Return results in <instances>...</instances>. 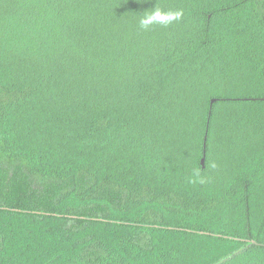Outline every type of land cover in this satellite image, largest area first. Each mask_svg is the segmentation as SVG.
I'll list each match as a JSON object with an SVG mask.
<instances>
[{"label":"trees","instance_id":"16d2710c","mask_svg":"<svg viewBox=\"0 0 264 264\" xmlns=\"http://www.w3.org/2000/svg\"><path fill=\"white\" fill-rule=\"evenodd\" d=\"M0 264H264V0H0Z\"/></svg>","mask_w":264,"mask_h":264},{"label":"clouds","instance_id":"9594fccd","mask_svg":"<svg viewBox=\"0 0 264 264\" xmlns=\"http://www.w3.org/2000/svg\"><path fill=\"white\" fill-rule=\"evenodd\" d=\"M165 15H168L171 19L169 21H167L168 23H171L172 20L174 19H178L180 17V15H182V13L180 12H175V13H165ZM159 19H158V13L157 12H153L150 15H146L141 21H140V26L142 28H148L151 24L153 23H159Z\"/></svg>","mask_w":264,"mask_h":264},{"label":"water","instance_id":"95a60500","mask_svg":"<svg viewBox=\"0 0 264 264\" xmlns=\"http://www.w3.org/2000/svg\"><path fill=\"white\" fill-rule=\"evenodd\" d=\"M216 101H217L216 99H213V100L211 101L210 115H211L212 107H213V105H214V103H215ZM206 140H207V138H205L204 152H203V157H202V159H201V165H202L203 168H205V163H206Z\"/></svg>","mask_w":264,"mask_h":264}]
</instances>
